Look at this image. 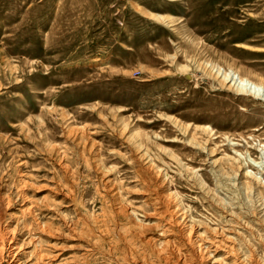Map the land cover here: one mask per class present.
Segmentation results:
<instances>
[{"label":"rangeland","instance_id":"374dc122","mask_svg":"<svg viewBox=\"0 0 264 264\" xmlns=\"http://www.w3.org/2000/svg\"><path fill=\"white\" fill-rule=\"evenodd\" d=\"M232 76L264 89V0H0L18 264H203L185 231L218 224L205 264H263L264 100Z\"/></svg>","mask_w":264,"mask_h":264},{"label":"bare ground","instance_id":"6f19581e","mask_svg":"<svg viewBox=\"0 0 264 264\" xmlns=\"http://www.w3.org/2000/svg\"><path fill=\"white\" fill-rule=\"evenodd\" d=\"M230 81L234 83L237 86V88H239L240 91L242 90L243 93H246L248 95L264 100V89L262 87H258L245 79H240L238 76H232ZM165 201H166L165 205H166L167 212L169 213V215H171V217H175L177 220L176 222L180 223V225L186 229L185 227L186 217L184 216L183 213L179 215V213L182 210L179 209V206L176 205V201L173 198V196L168 195ZM187 229L188 230L185 231L187 241L188 243H191L193 245L195 256L200 261H202L203 264H205L206 262L208 263L210 256H211L210 255L211 252H215L218 247H221L222 245H224L223 242L226 240H225V235L223 236V234L228 231L227 229H225L224 225L218 224L213 230L211 229L214 232V238L210 239V243H207V239L205 238V236L202 239L201 238L202 234L198 235L196 232H192V227L187 228ZM16 241H17L16 235L12 231L6 232L0 227V256L1 257L6 256L8 258L7 264H18L19 262L21 246L16 247ZM227 254H230V253L228 252ZM249 259L248 257L247 258H241L240 256L233 257L229 264H257L256 263L257 260L254 259L256 261L254 262V260L252 259L249 260ZM214 263L216 264V261L212 262V264Z\"/></svg>","mask_w":264,"mask_h":264}]
</instances>
